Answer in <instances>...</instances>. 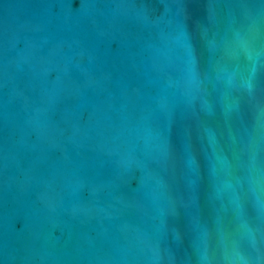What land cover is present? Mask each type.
I'll use <instances>...</instances> for the list:
<instances>
[{"label": "water", "instance_id": "obj_1", "mask_svg": "<svg viewBox=\"0 0 264 264\" xmlns=\"http://www.w3.org/2000/svg\"><path fill=\"white\" fill-rule=\"evenodd\" d=\"M0 264H264V0H0Z\"/></svg>", "mask_w": 264, "mask_h": 264}]
</instances>
